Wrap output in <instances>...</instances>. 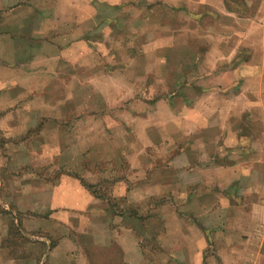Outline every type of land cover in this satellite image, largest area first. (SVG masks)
Wrapping results in <instances>:
<instances>
[{"label":"crops","instance_id":"1","mask_svg":"<svg viewBox=\"0 0 264 264\" xmlns=\"http://www.w3.org/2000/svg\"><path fill=\"white\" fill-rule=\"evenodd\" d=\"M29 129L42 152L11 147L15 160L120 159L136 182L115 181L113 197L140 209L170 198L154 252L141 247L146 218L111 211L80 180L9 179L17 210L41 213L23 219L27 231L89 238L78 264H264V234L258 245L251 233H264V0H0V131ZM200 195L205 238H194L175 209ZM8 221L18 224L0 215V264H18Z\"/></svg>","mask_w":264,"mask_h":264},{"label":"rangeland","instance_id":"2","mask_svg":"<svg viewBox=\"0 0 264 264\" xmlns=\"http://www.w3.org/2000/svg\"><path fill=\"white\" fill-rule=\"evenodd\" d=\"M39 131L40 130L38 129H29L25 134L16 137H10L6 134L4 135L3 132L0 131V155L2 157V159H0V215L11 213V215L17 219V225L13 222H7L8 236L5 241V245L11 248V253L19 259L18 264H40L46 248H53V254L49 259L51 264H78L75 260V257L73 256V253L80 251V248L77 247L79 243L85 245V241H88L89 239L87 236H76L73 230L69 228L65 230L47 229L48 231H46L42 229H35L27 231L28 228L25 225V221L23 224V219L28 215L41 216V213L18 211L15 204L9 200V196L6 194V189L9 179L30 173H32V175L33 173H36L40 179L47 181H53L61 174H68V176H72L77 180L81 178L85 180V182L93 184V190L96 191V194H100L109 202L117 204V208H114L115 210L112 209L111 211L116 213V211H126L127 208L129 209V207H131L133 212H136L141 215V217L146 218L143 226L139 227L141 230V235H143V238H145L143 241H141V247L145 250L154 252L159 251L161 247L159 246L156 237L162 233H165L167 228L165 224V215L168 214L169 211H173V209L167 210L163 206L159 207V205L160 203L163 204L165 201H169L170 198L164 197L162 202L157 199H152L149 203L151 206L140 209L131 203L125 202L122 197H113L112 186L114 185L115 181L124 179L129 186L136 182V180L133 178V170L125 161L120 159L114 161H92L91 159L84 157L81 161L82 167L66 165L60 166L57 161V156H54L53 161L50 162L34 160L30 163V161L26 162L21 160L20 157H16L15 160V155L13 154L14 151L11 149V147H25L23 148L24 151H33L37 154L42 152L43 146L39 143L42 138L39 136ZM67 131V134H69L70 131ZM203 136L205 137V133ZM27 140L31 141L33 144H28V146L19 144H15L13 146L11 145V143ZM9 143L10 146H8ZM89 172L92 173L91 176L89 175ZM32 175L29 176L32 178ZM92 194L96 195L94 193ZM199 204L205 205V195H200V197H198V201L195 200L192 203L182 202L180 204L181 207L179 209H175V211L179 212V215H182L184 220L186 219L185 221L187 222L185 223L188 225L190 222L194 223L193 232L191 233L194 238L199 236V230L202 232V237L205 238V208L202 209ZM129 223L131 222L129 221ZM51 228L54 229V227ZM245 228H247V226L243 229ZM248 228L251 229L250 227ZM249 229L243 230V234L241 235L243 238H246L245 236H249ZM251 233H253V237H255L258 245H260V239L262 234H264L262 232L261 225L253 226ZM244 234L245 236H243ZM176 237L177 236H172L174 241H177ZM38 238H43V241H39ZM36 243H38V245ZM61 243H63L61 246L62 249L59 248ZM27 246H32V249L35 250L29 252L26 249ZM183 246L184 245H177L176 247L182 248ZM185 246L187 249H194L192 245L187 246V244H185ZM196 248L203 250V254H205V239L204 245L201 244L200 247L197 246ZM201 259L205 258H203L201 255ZM58 260L62 262L58 263ZM203 264H205V260Z\"/></svg>","mask_w":264,"mask_h":264},{"label":"trees","instance_id":"3","mask_svg":"<svg viewBox=\"0 0 264 264\" xmlns=\"http://www.w3.org/2000/svg\"><path fill=\"white\" fill-rule=\"evenodd\" d=\"M79 180H80L81 184H82L83 186H85V188L89 189L92 193L96 194V191L93 190V184L87 183V182H85V180H83V179H81V178H79ZM96 195H97V196H101L100 194H99V195L96 194ZM112 206H115V205H112ZM116 207H117V206H116ZM115 209H116V208H115ZM120 211H124V210H120ZM120 211H118V212H120ZM126 211L129 212V214H130V215H133V216H137V214H138V213H136V212H133L132 209H131V207H129V209L127 208ZM138 217L140 218L141 216H137V218H138Z\"/></svg>","mask_w":264,"mask_h":264}]
</instances>
